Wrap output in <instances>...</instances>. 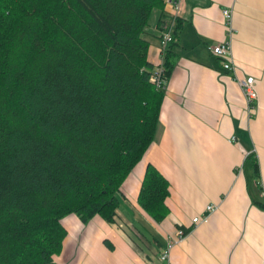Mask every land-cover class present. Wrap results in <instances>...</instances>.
<instances>
[{
	"label": "trees",
	"instance_id": "16d2710c",
	"mask_svg": "<svg viewBox=\"0 0 264 264\" xmlns=\"http://www.w3.org/2000/svg\"><path fill=\"white\" fill-rule=\"evenodd\" d=\"M165 0H0V264H59L62 218L113 222L120 188L153 143L165 97L145 37ZM164 54L165 81L174 67ZM252 166L258 173V163ZM147 164L138 204L169 214ZM264 208V204L256 201ZM110 247L111 244L105 240Z\"/></svg>",
	"mask_w": 264,
	"mask_h": 264
},
{
	"label": "crops",
	"instance_id": "0c3cea01",
	"mask_svg": "<svg viewBox=\"0 0 264 264\" xmlns=\"http://www.w3.org/2000/svg\"><path fill=\"white\" fill-rule=\"evenodd\" d=\"M179 5L176 58L153 143L122 183L113 222L99 215L87 223L75 214L62 218L66 236L53 256L59 264H160L166 238L177 228L190 231L171 249L169 264H264V208L256 204H264V0ZM223 8L231 9L230 19ZM172 12L171 0H165L149 18L144 35L154 68L160 31ZM225 40L233 74L208 49ZM246 76L255 78L258 92L250 114L237 82ZM149 163L169 181V214L161 222L137 200ZM207 204L217 209L208 222L192 226V217L205 214Z\"/></svg>",
	"mask_w": 264,
	"mask_h": 264
},
{
	"label": "built area",
	"instance_id": "2783aa9c",
	"mask_svg": "<svg viewBox=\"0 0 264 264\" xmlns=\"http://www.w3.org/2000/svg\"><path fill=\"white\" fill-rule=\"evenodd\" d=\"M173 7V16L162 25L160 36H159V51H160V62L154 68L152 73L149 76V80L156 87H161L165 84V68L163 65L164 54L169 48V45L173 41V34L176 24V15L180 9L179 0H171ZM222 14L225 19L231 18V9L223 8ZM231 33V29H229ZM209 51L217 56L221 61V67L224 71L233 74L235 72V66L233 64V59L231 55L230 42L228 40L217 42L208 47ZM241 93L243 95L245 106L248 114L251 113L252 109L255 107L258 99V92L256 87V81L253 76H246L239 78L237 80ZM232 139H235V136H232ZM217 209L216 204H207L205 206V214L195 215L191 219L192 226H196L200 223L208 222L210 214ZM190 229L185 230L182 228H177L172 234H169L166 238V241L160 251L159 261L160 264H169V256L171 249L179 243Z\"/></svg>",
	"mask_w": 264,
	"mask_h": 264
}]
</instances>
